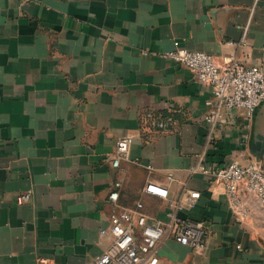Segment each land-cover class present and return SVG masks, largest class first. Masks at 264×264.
I'll return each mask as SVG.
<instances>
[{
    "label": "crops",
    "instance_id": "crops-1",
    "mask_svg": "<svg viewBox=\"0 0 264 264\" xmlns=\"http://www.w3.org/2000/svg\"><path fill=\"white\" fill-rule=\"evenodd\" d=\"M176 40L220 68L264 70V0H0V264H94L112 211L137 202L153 219L209 226L204 252L165 237L158 264H264V203L242 184L236 205L191 170L264 168V102L252 116L218 108L210 85L165 56ZM149 111L172 117L167 128L150 127Z\"/></svg>",
    "mask_w": 264,
    "mask_h": 264
},
{
    "label": "built area",
    "instance_id": "built-area-1",
    "mask_svg": "<svg viewBox=\"0 0 264 264\" xmlns=\"http://www.w3.org/2000/svg\"><path fill=\"white\" fill-rule=\"evenodd\" d=\"M164 54L190 68L201 82L210 85L218 108L232 110L243 107L247 115L252 116L264 102V70L260 67L232 62L228 67L220 68L211 54L182 46L179 40L174 41V48ZM214 116L215 114H209L206 118L213 121ZM146 119L150 127L165 129L172 117H160L154 111H149ZM128 149V139L121 138L117 141L112 160L115 167L120 165L121 157ZM191 170L214 175L222 182L236 205H240L239 193L242 184L264 203V168L258 162L242 164L232 160L222 165L208 166L201 159L192 165ZM168 177L174 178L172 174ZM120 186L121 182L117 181L109 194L110 201H118ZM145 191L164 198L169 197L167 187L153 182L147 183ZM199 195V191H191L192 197ZM30 197L29 192L23 193L19 196V201L26 202ZM143 208L144 204L137 202L134 210L124 208L112 211L110 227L102 229V233H111L113 241L97 256L94 264H158L159 243L169 236L198 252L206 250L210 229L205 221L176 215L168 221L153 219Z\"/></svg>",
    "mask_w": 264,
    "mask_h": 264
},
{
    "label": "water",
    "instance_id": "water-1",
    "mask_svg": "<svg viewBox=\"0 0 264 264\" xmlns=\"http://www.w3.org/2000/svg\"><path fill=\"white\" fill-rule=\"evenodd\" d=\"M256 111H257V109H256ZM257 138H258L259 141L262 142V144H264V136L263 135H258Z\"/></svg>",
    "mask_w": 264,
    "mask_h": 264
},
{
    "label": "trees",
    "instance_id": "trees-1",
    "mask_svg": "<svg viewBox=\"0 0 264 264\" xmlns=\"http://www.w3.org/2000/svg\"><path fill=\"white\" fill-rule=\"evenodd\" d=\"M159 115H161V116H165V115H166V113H161V114L159 113Z\"/></svg>",
    "mask_w": 264,
    "mask_h": 264
}]
</instances>
